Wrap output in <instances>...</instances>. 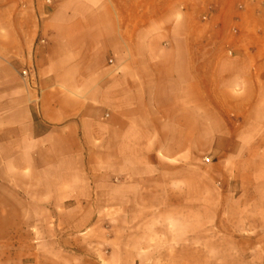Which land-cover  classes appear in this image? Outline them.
<instances>
[{
    "label": "crops",
    "instance_id": "crops-1",
    "mask_svg": "<svg viewBox=\"0 0 264 264\" xmlns=\"http://www.w3.org/2000/svg\"><path fill=\"white\" fill-rule=\"evenodd\" d=\"M13 3L0 0V159L24 201L93 205L94 170L108 180L107 206L157 205L158 186L141 180L158 174L165 144L184 151L191 111L199 127L215 112L218 142L264 146L255 3L54 0L43 20V9L24 15ZM8 252L0 248V264H11Z\"/></svg>",
    "mask_w": 264,
    "mask_h": 264
},
{
    "label": "rangeland",
    "instance_id": "rangeland-1",
    "mask_svg": "<svg viewBox=\"0 0 264 264\" xmlns=\"http://www.w3.org/2000/svg\"><path fill=\"white\" fill-rule=\"evenodd\" d=\"M13 1L24 15L43 9L42 20L54 3ZM196 114L184 151L165 144L158 174L141 180L158 186L157 205L107 206L108 180L93 170V205L39 206L8 185L0 159V248L11 264H264V146L218 142L215 112L200 127Z\"/></svg>",
    "mask_w": 264,
    "mask_h": 264
},
{
    "label": "built area",
    "instance_id": "built-area-1",
    "mask_svg": "<svg viewBox=\"0 0 264 264\" xmlns=\"http://www.w3.org/2000/svg\"><path fill=\"white\" fill-rule=\"evenodd\" d=\"M47 3H50V0H46ZM248 2H253L255 3L258 7L263 8L264 9V0H248ZM239 8H242V5L239 6ZM205 17H202V20H205ZM233 32H235V29L233 30ZM40 43H44V40H41ZM229 55H231V52H228ZM32 71H30L29 69H24L21 74L23 78H28L30 79V73Z\"/></svg>",
    "mask_w": 264,
    "mask_h": 264
}]
</instances>
